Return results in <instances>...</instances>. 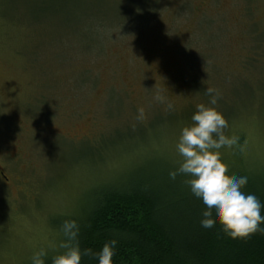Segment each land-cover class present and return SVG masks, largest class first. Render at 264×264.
Wrapping results in <instances>:
<instances>
[{
    "label": "rangeland",
    "instance_id": "rangeland-1",
    "mask_svg": "<svg viewBox=\"0 0 264 264\" xmlns=\"http://www.w3.org/2000/svg\"><path fill=\"white\" fill-rule=\"evenodd\" d=\"M206 87L244 136L222 162L263 170L264 0H0V264L60 251L51 223L100 188L175 170Z\"/></svg>",
    "mask_w": 264,
    "mask_h": 264
},
{
    "label": "trees",
    "instance_id": "trees-1",
    "mask_svg": "<svg viewBox=\"0 0 264 264\" xmlns=\"http://www.w3.org/2000/svg\"><path fill=\"white\" fill-rule=\"evenodd\" d=\"M188 73L181 76L190 80L193 76ZM238 138L243 145L244 136ZM227 167L232 172L229 177L247 176L242 191L256 195L264 204V169L241 172ZM186 179L178 175L171 180L164 170L122 186L100 188L79 218L66 216L60 226L54 221L51 227L62 234L63 222L76 220L81 249L99 251L105 242L115 239L113 264H264V232L232 239L219 224L210 232L201 231V205L184 183ZM61 251L47 255L45 264H51V258ZM81 264L97 261L84 256Z\"/></svg>",
    "mask_w": 264,
    "mask_h": 264
},
{
    "label": "clouds",
    "instance_id": "clouds-1",
    "mask_svg": "<svg viewBox=\"0 0 264 264\" xmlns=\"http://www.w3.org/2000/svg\"><path fill=\"white\" fill-rule=\"evenodd\" d=\"M155 86V85H154ZM153 86V87H154ZM208 104L197 103L191 116V125L180 130L175 150L180 157L178 167L169 171L171 180L178 175L187 177L184 183L191 195L199 201L202 209L200 229L210 232L215 224L221 226L225 235L232 239H244L257 232H264V204L258 197L245 193L242 189L248 183L247 176L229 177L228 167L221 160L222 148L234 150L242 156L244 148L239 145L236 136H226L228 123L214 106L221 93L213 87H206ZM153 100L172 108L166 95L156 90ZM136 119H145V109L137 108ZM63 239L58 245L62 249L51 258V264H81L88 256L97 264H113L117 241L112 239L103 244L99 251L91 248L81 249L79 243V225L76 220H65L61 226ZM47 251L41 247L31 255V264H45Z\"/></svg>",
    "mask_w": 264,
    "mask_h": 264
},
{
    "label": "flooded vegetation",
    "instance_id": "flooded-vegetation-1",
    "mask_svg": "<svg viewBox=\"0 0 264 264\" xmlns=\"http://www.w3.org/2000/svg\"><path fill=\"white\" fill-rule=\"evenodd\" d=\"M203 11V10H202ZM201 11V12H202ZM1 162L2 160L0 159V181L2 182V178H4L6 181H9V179L7 178V176L3 173V171L1 170ZM2 187V183H0V188Z\"/></svg>",
    "mask_w": 264,
    "mask_h": 264
}]
</instances>
